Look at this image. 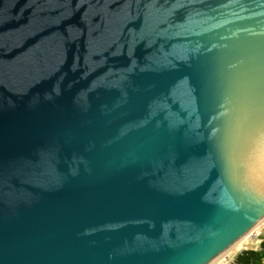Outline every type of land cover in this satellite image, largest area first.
I'll return each mask as SVG.
<instances>
[{
  "label": "water",
  "instance_id": "1",
  "mask_svg": "<svg viewBox=\"0 0 264 264\" xmlns=\"http://www.w3.org/2000/svg\"><path fill=\"white\" fill-rule=\"evenodd\" d=\"M264 215V0H0V264H207Z\"/></svg>",
  "mask_w": 264,
  "mask_h": 264
},
{
  "label": "bare ground",
  "instance_id": "2",
  "mask_svg": "<svg viewBox=\"0 0 264 264\" xmlns=\"http://www.w3.org/2000/svg\"><path fill=\"white\" fill-rule=\"evenodd\" d=\"M264 229V215L260 217L246 232L236 238L231 244L212 258L207 264H225L238 252L257 246L256 236Z\"/></svg>",
  "mask_w": 264,
  "mask_h": 264
},
{
  "label": "trees",
  "instance_id": "3",
  "mask_svg": "<svg viewBox=\"0 0 264 264\" xmlns=\"http://www.w3.org/2000/svg\"><path fill=\"white\" fill-rule=\"evenodd\" d=\"M264 256V253H258L254 250H244L242 255H238L236 259L240 264H257L258 260Z\"/></svg>",
  "mask_w": 264,
  "mask_h": 264
},
{
  "label": "rangeland",
  "instance_id": "4",
  "mask_svg": "<svg viewBox=\"0 0 264 264\" xmlns=\"http://www.w3.org/2000/svg\"><path fill=\"white\" fill-rule=\"evenodd\" d=\"M256 238H257V246L255 247L256 249H254V248H250V249H244V250H254V251H256V252H258V253H264V229L261 231V233L260 234H258L257 236H256ZM244 250H241V251H244ZM240 251V252H241ZM239 253V252H238ZM237 253V254H238ZM234 258V257H233ZM232 258V259H233ZM229 262H231V260L230 261H228L227 263H225V264H228ZM257 264H264V256L262 257V259L261 260H259V263H257Z\"/></svg>",
  "mask_w": 264,
  "mask_h": 264
},
{
  "label": "crops",
  "instance_id": "5",
  "mask_svg": "<svg viewBox=\"0 0 264 264\" xmlns=\"http://www.w3.org/2000/svg\"><path fill=\"white\" fill-rule=\"evenodd\" d=\"M240 256V255H242V251L241 252H239L238 254H236L235 256H234V258L231 260V262H229L228 264H240L239 262H238V260L236 259V257L237 256ZM262 259V257L259 259V260H261ZM259 260L257 261L258 263H259ZM251 264V263H250Z\"/></svg>",
  "mask_w": 264,
  "mask_h": 264
},
{
  "label": "built area",
  "instance_id": "6",
  "mask_svg": "<svg viewBox=\"0 0 264 264\" xmlns=\"http://www.w3.org/2000/svg\"><path fill=\"white\" fill-rule=\"evenodd\" d=\"M232 260V259H231Z\"/></svg>",
  "mask_w": 264,
  "mask_h": 264
}]
</instances>
